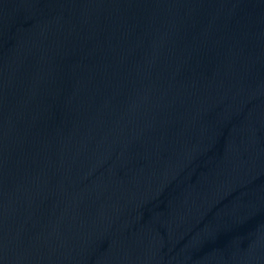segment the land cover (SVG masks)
Segmentation results:
<instances>
[{
	"label": "water",
	"instance_id": "95a60500",
	"mask_svg": "<svg viewBox=\"0 0 264 264\" xmlns=\"http://www.w3.org/2000/svg\"><path fill=\"white\" fill-rule=\"evenodd\" d=\"M0 264H264V0H0Z\"/></svg>",
	"mask_w": 264,
	"mask_h": 264
}]
</instances>
